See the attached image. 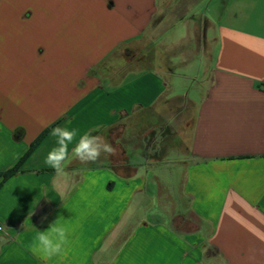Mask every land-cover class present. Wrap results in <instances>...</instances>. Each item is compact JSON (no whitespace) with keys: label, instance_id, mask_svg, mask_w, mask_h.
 I'll use <instances>...</instances> for the list:
<instances>
[{"label":"crops","instance_id":"crops-1","mask_svg":"<svg viewBox=\"0 0 264 264\" xmlns=\"http://www.w3.org/2000/svg\"><path fill=\"white\" fill-rule=\"evenodd\" d=\"M177 49L199 98L168 82ZM57 126L116 154L58 190ZM0 264H264V0H0Z\"/></svg>","mask_w":264,"mask_h":264},{"label":"clouds","instance_id":"clouds-1","mask_svg":"<svg viewBox=\"0 0 264 264\" xmlns=\"http://www.w3.org/2000/svg\"><path fill=\"white\" fill-rule=\"evenodd\" d=\"M50 135L56 137V145L48 152L45 164L56 172L57 179L53 184L58 190L61 183L65 190L70 187V178L65 169L73 159L87 164L97 162L102 154H116V149L102 136L93 135L91 132L80 134L78 128L57 126L52 129ZM77 137L79 138L77 139ZM69 145H74L71 152H69ZM61 194L63 195V192ZM69 243L68 230L59 226L57 219L48 228L37 234L30 251L43 260H50L53 257H63L65 247Z\"/></svg>","mask_w":264,"mask_h":264},{"label":"rangeland","instance_id":"rangeland-1","mask_svg":"<svg viewBox=\"0 0 264 264\" xmlns=\"http://www.w3.org/2000/svg\"><path fill=\"white\" fill-rule=\"evenodd\" d=\"M206 5H207V2H206ZM184 11H185V8L183 7L182 9H180L176 12L177 15H175V16L173 15V18L178 16L180 12L182 13ZM188 12H189V9H186L185 14ZM185 35H186L185 31H183L182 27L175 28V32L170 37L171 38L170 41L171 42L173 41L175 43L177 40L181 39ZM185 43H187V42H185ZM179 45L181 46L182 43H179ZM196 51H197L196 54L193 55V57H192L193 58L192 61H196V59L198 58L197 56H198L199 49H196ZM180 52H181V50L177 49V50H175V52H173V55L168 56L170 61L173 63L172 67L174 69V80L169 79L168 82L175 84V88L177 90V93L180 94V97H181L180 100H183L185 97H188L189 99H191L192 94H195L196 97L199 98V96L204 91L206 84H202V82L198 83V81H200V80L194 81V77L196 75L193 76V75H190L188 72H185L184 67L182 66L183 64H178V60L180 58V56H179ZM159 53L162 54V50H159ZM176 102L177 101H175V105H176ZM152 121L155 122V120H153V119H152ZM174 140H176V138H174Z\"/></svg>","mask_w":264,"mask_h":264},{"label":"trees","instance_id":"trees-1","mask_svg":"<svg viewBox=\"0 0 264 264\" xmlns=\"http://www.w3.org/2000/svg\"><path fill=\"white\" fill-rule=\"evenodd\" d=\"M45 135V132L42 133L29 147L27 153L20 159V161L18 162V164L12 168V170H9L7 172H5L3 175H2V179L3 181L7 180L9 177L15 175L18 173V167L19 165L28 157V155L30 153H32V151L35 149V147L38 145V143L41 141V139L44 137Z\"/></svg>","mask_w":264,"mask_h":264}]
</instances>
